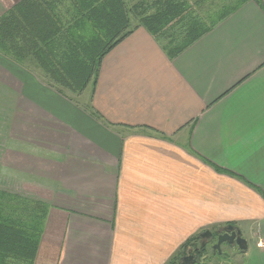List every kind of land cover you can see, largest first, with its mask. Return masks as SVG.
<instances>
[{
  "label": "crops",
  "instance_id": "obj_1",
  "mask_svg": "<svg viewBox=\"0 0 264 264\" xmlns=\"http://www.w3.org/2000/svg\"><path fill=\"white\" fill-rule=\"evenodd\" d=\"M89 98L0 52V190L48 205L58 264H168L227 224L264 260V0L172 59L135 28Z\"/></svg>",
  "mask_w": 264,
  "mask_h": 264
},
{
  "label": "trees",
  "instance_id": "obj_2",
  "mask_svg": "<svg viewBox=\"0 0 264 264\" xmlns=\"http://www.w3.org/2000/svg\"><path fill=\"white\" fill-rule=\"evenodd\" d=\"M247 1L139 0L128 7L125 0H19L0 15V52L35 66L71 99L94 88L103 57L135 28H145L172 59ZM205 3L217 7L206 13L193 8ZM47 207L0 190V264H58L62 242L44 236ZM198 238L187 240L169 263Z\"/></svg>",
  "mask_w": 264,
  "mask_h": 264
},
{
  "label": "rangeland",
  "instance_id": "obj_3",
  "mask_svg": "<svg viewBox=\"0 0 264 264\" xmlns=\"http://www.w3.org/2000/svg\"><path fill=\"white\" fill-rule=\"evenodd\" d=\"M126 1V5L128 7L132 6L134 3L139 2V0H125ZM191 2L193 0H190ZM226 3L229 2V0H225ZM216 3H219V5L221 4V0H216ZM217 7V5H213L212 7H210V5L202 4L200 5H195L193 6V8L197 11L201 12H208L212 9H215ZM131 22L132 24H135L137 22V18L131 13ZM30 67H32L33 69H37L38 72L41 75V70H39L38 68H36L35 66L31 65ZM92 89L93 86L92 85H88L87 89H85L84 93H81L78 96H73L77 99V101H79L80 103H84L86 107L90 106V101H89V97H91V93H92ZM86 94V95H85ZM91 108V107H90ZM29 196V195H28ZM217 227L211 228L210 230H216ZM243 237H247V234L244 231H241ZM197 241V240H196ZM196 241H194V243L196 244ZM248 241V246L246 250H239L238 246L237 247H226L225 245H221L220 250L222 253H211L210 255V249H208V256L203 258L199 264H264V260L261 261L260 258L258 257L257 254V250L255 248V245ZM184 249H182L181 252H183ZM207 255V254H206ZM181 256H179V258H176L173 262L174 264H178L179 263V259ZM207 258V259H206ZM171 264V263H169Z\"/></svg>",
  "mask_w": 264,
  "mask_h": 264
},
{
  "label": "water",
  "instance_id": "obj_4",
  "mask_svg": "<svg viewBox=\"0 0 264 264\" xmlns=\"http://www.w3.org/2000/svg\"><path fill=\"white\" fill-rule=\"evenodd\" d=\"M233 228V225H228L223 228L224 233L218 234L217 241L213 245V249H217L220 252L221 245L226 242L227 244L238 246L239 250H246L247 243L245 239L241 236V231L239 229H237V231H231ZM212 236L213 234L209 230H205L199 234V237L206 239L210 237L212 238ZM190 251H192V249H190ZM178 264H197V259L192 253L184 254L180 257Z\"/></svg>",
  "mask_w": 264,
  "mask_h": 264
},
{
  "label": "flooded vegetation",
  "instance_id": "obj_5",
  "mask_svg": "<svg viewBox=\"0 0 264 264\" xmlns=\"http://www.w3.org/2000/svg\"><path fill=\"white\" fill-rule=\"evenodd\" d=\"M228 225H232V224H227V225H224V226H220L218 227L216 230H209L212 232L213 236L212 238H202V237H199L196 241V244L193 245H188L185 249V254H189V253H192L195 258L197 259V264H199L200 262H202L201 260L205 257H207L209 254H208V249H210V255L211 253H222L221 251L219 252L217 249H213V245L215 244V242L217 241V237H218V234L219 233H224V230L223 228H225L226 226ZM233 230L237 231V229H239L237 226L233 225ZM199 235V234H198ZM212 239V240H211ZM222 245H225V246H230L229 244H227L226 242H224ZM190 249H192V251H190ZM207 254V255H206ZM184 255V254H183Z\"/></svg>",
  "mask_w": 264,
  "mask_h": 264
},
{
  "label": "bare ground",
  "instance_id": "obj_6",
  "mask_svg": "<svg viewBox=\"0 0 264 264\" xmlns=\"http://www.w3.org/2000/svg\"><path fill=\"white\" fill-rule=\"evenodd\" d=\"M207 259V258H206Z\"/></svg>",
  "mask_w": 264,
  "mask_h": 264
}]
</instances>
